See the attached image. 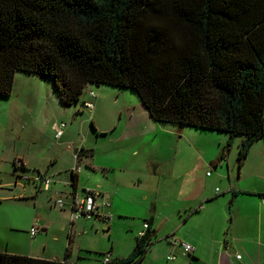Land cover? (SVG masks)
<instances>
[{
  "label": "trees",
  "instance_id": "trees-1",
  "mask_svg": "<svg viewBox=\"0 0 264 264\" xmlns=\"http://www.w3.org/2000/svg\"><path fill=\"white\" fill-rule=\"evenodd\" d=\"M17 71L51 79L63 106L105 84L132 90L155 121L227 134L221 151L242 136L239 169L264 137V0H0L1 97ZM152 237L111 264L141 262ZM67 255L0 252V264H80Z\"/></svg>",
  "mask_w": 264,
  "mask_h": 264
},
{
  "label": "crops",
  "instance_id": "crops-1",
  "mask_svg": "<svg viewBox=\"0 0 264 264\" xmlns=\"http://www.w3.org/2000/svg\"><path fill=\"white\" fill-rule=\"evenodd\" d=\"M96 131L100 141L103 140L98 148L84 149L82 146L80 149L84 152L79 158L75 157L76 151L73 152V156H67L64 166L56 165L50 173L48 167L57 162L53 157L41 173L49 174L53 183L61 185L64 199L58 197L59 192L52 191V186L45 191L34 190L29 184L22 185L17 195V192L8 191L7 196L0 197V202L4 199L13 204L28 201L27 208L35 211L29 220V229L34 223L39 227V232L31 238L38 235L44 250L49 236L58 238V229L65 231L67 238L75 234L79 239L89 234L88 224L96 226L87 222L94 218L71 221L69 194H81L86 188L96 191L98 204L109 201V206L100 211L107 220L102 219L103 216L96 220L106 223L109 239L113 228L118 226L123 231L124 246L120 248L111 240L105 252L111 258L127 257L136 243L137 233L147 222L153 237L140 264H235L233 256L238 260L237 264H264V188L251 190L239 182L242 177H264V143L254 145L255 141L251 145L236 179H233L237 164V158L236 162H231L230 158L234 139L223 157V165L216 166L228 139L225 133H218L224 138L219 140L213 130L155 121L142 103L141 109L134 113H126L125 117L120 115L115 125ZM255 153L260 155L255 158ZM17 155L10 158L12 167ZM28 165L34 164L23 163L24 168ZM33 169L40 174L37 166ZM70 172L77 178L74 191L70 186ZM16 177L13 184L5 186L16 187ZM58 198L64 202L62 209L54 205ZM10 210L14 213L0 216L13 232L22 223L19 213L24 214L18 212V207ZM70 243L61 259L65 258L67 250L68 261L86 264L78 253L80 243L75 251L70 248ZM179 243L190 245L192 251L184 252ZM1 245L0 252L20 253L18 249L10 250ZM30 256L60 259L53 254ZM167 256L173 259L166 260Z\"/></svg>",
  "mask_w": 264,
  "mask_h": 264
},
{
  "label": "rangeland",
  "instance_id": "rangeland-1",
  "mask_svg": "<svg viewBox=\"0 0 264 264\" xmlns=\"http://www.w3.org/2000/svg\"><path fill=\"white\" fill-rule=\"evenodd\" d=\"M90 91L94 94L93 98L89 96ZM86 101L92 103L91 110L83 106V102ZM136 109H141V102L132 90L105 84L87 85L78 101L70 106H63L58 99L56 90L53 88L52 80L31 73L15 72L11 94L8 97L0 96V197L7 196L8 191L17 192L16 195L19 194L22 185H25L20 179H16V187H6L5 185L13 184L18 174L33 179L36 175L33 166H37L41 174L46 169L49 160L56 157L57 162L48 167L51 173L52 170L56 169V165L58 167L64 166L67 163V156L70 154L73 156V152H77L82 146L84 149L98 148L103 140L100 141L97 136V128L103 129L113 126L118 122L120 115L125 117L126 113H134ZM60 123L64 124L65 127L62 129L61 137L57 139L55 138V126ZM213 133H215L217 139L224 140L221 134H218L222 132L216 131ZM241 137H233L231 162L237 158L238 142ZM261 143H264V137L257 140L254 145ZM15 154L21 163L34 165L25 167L24 172L20 169H14L10 163V158ZM56 154L58 155L56 156ZM63 154L66 158L65 156L62 157ZM259 155L260 153H255V158ZM248 165L252 167L251 162ZM238 171L236 164L233 179H236ZM44 175L50 178L49 174ZM239 182L241 186L244 188L250 187L251 190L264 188V177L261 175L258 178L246 179L242 177ZM50 186H52L53 192H59L58 197L64 199L60 184L53 183L51 179ZM217 187L220 188L219 185ZM94 192L96 193V191ZM27 202V200H21L20 203L13 204L1 199L0 214L2 216L14 213L10 209L16 207L19 208L18 212L24 214L19 213L22 223L19 225L20 228L13 232L8 230L1 219L3 217L0 216V243L2 248L6 246L10 250L13 248L18 249L20 255L49 256L53 254L57 256L56 258L61 259L68 242L70 243L72 239L70 248L72 247L75 251L76 245L80 243L81 251L79 250L78 253H80L83 262L98 264L101 260L99 254H104L109 249L111 240H114V244L120 248L125 244L123 231L120 230V227L113 228V235L111 234V239H109L106 232L107 227H105L106 223L92 220L87 222L94 223L96 226L91 227L92 225L88 224V235L78 239L74 234L73 238L70 236V239L65 235V231L58 229V233H56L58 238L53 239L52 235L49 236L47 248L44 250L40 246V237L37 235L31 238L29 235V220L35 214V211L27 208ZM44 204L47 206L46 201H44ZM239 254L241 255L240 252ZM232 262L237 264L238 260L233 256Z\"/></svg>",
  "mask_w": 264,
  "mask_h": 264
},
{
  "label": "built area",
  "instance_id": "built-area-1",
  "mask_svg": "<svg viewBox=\"0 0 264 264\" xmlns=\"http://www.w3.org/2000/svg\"><path fill=\"white\" fill-rule=\"evenodd\" d=\"M89 96L91 98L94 97V94L92 91L89 92ZM83 106L91 110L92 103L91 102H83ZM65 127L64 124L60 123L59 125L55 126V138H59L62 135V129ZM228 149H224L221 151L222 156L218 158L216 161V166H222L223 165V157L227 153ZM76 157V154H75ZM13 165L16 168L22 167L23 163L19 159H14ZM207 175H209V172H207ZM17 179H20L22 183L24 184H31L35 189H42L45 191H48L51 184V179L47 177L46 175L37 174L33 177V179H29L22 174L17 177ZM217 191V189H216ZM98 194H96L94 191L85 190L81 194H71L70 200H69V208L71 211V221H74L77 218H84L86 220H90L94 218L95 220L100 219V216H103L102 219L105 221L107 220L104 215L100 214L101 208L108 207L109 201H103V203L100 205L96 202V197ZM54 205L62 209L64 206V202L62 199L58 198L55 200ZM148 229L147 222H144L141 230L137 233V237L141 238L145 235L146 230ZM30 236H35L39 232V227L36 223L32 224V226L29 229ZM179 246L182 247L183 251L186 253H189L192 251V247L185 243H179ZM173 257L167 256L166 260H172ZM111 256L106 253L101 260V264H111ZM140 261H136L133 264H140Z\"/></svg>",
  "mask_w": 264,
  "mask_h": 264
}]
</instances>
